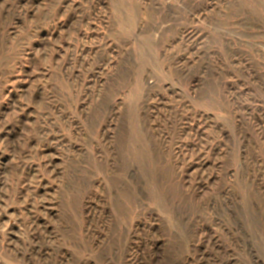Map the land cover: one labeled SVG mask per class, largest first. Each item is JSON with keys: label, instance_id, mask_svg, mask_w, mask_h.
Segmentation results:
<instances>
[{"label": "rangeland", "instance_id": "374dc122", "mask_svg": "<svg viewBox=\"0 0 264 264\" xmlns=\"http://www.w3.org/2000/svg\"><path fill=\"white\" fill-rule=\"evenodd\" d=\"M0 264H264V0H0Z\"/></svg>", "mask_w": 264, "mask_h": 264}]
</instances>
